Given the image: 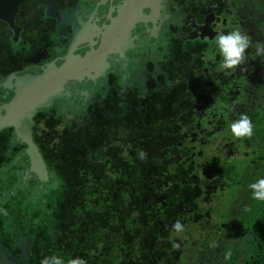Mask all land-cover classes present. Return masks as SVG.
<instances>
[{"label":"flooded vegetation","instance_id":"obj_1","mask_svg":"<svg viewBox=\"0 0 264 264\" xmlns=\"http://www.w3.org/2000/svg\"><path fill=\"white\" fill-rule=\"evenodd\" d=\"M237 29L252 45L225 70L215 38ZM257 45L258 0H20L0 17V264H217L261 180ZM243 114L251 139L231 132Z\"/></svg>","mask_w":264,"mask_h":264},{"label":"trees","instance_id":"obj_2","mask_svg":"<svg viewBox=\"0 0 264 264\" xmlns=\"http://www.w3.org/2000/svg\"><path fill=\"white\" fill-rule=\"evenodd\" d=\"M256 135L262 147L258 160H264V120ZM258 171L264 179V162ZM221 249L223 257L217 264H264V201L254 199L252 189L238 207L232 239Z\"/></svg>","mask_w":264,"mask_h":264},{"label":"clouds","instance_id":"obj_3","mask_svg":"<svg viewBox=\"0 0 264 264\" xmlns=\"http://www.w3.org/2000/svg\"><path fill=\"white\" fill-rule=\"evenodd\" d=\"M215 45L222 57L220 67L225 70H235L246 63V53L248 48L252 45V40L247 34L237 29L228 34L217 35L215 38ZM256 55L264 57V46L257 45ZM253 129V122L246 114L241 115L237 121L231 124V132L236 138L247 137L251 139L253 136ZM138 155L141 160L147 158V153L143 150H139ZM250 188L253 190L254 199L264 201V179L251 184ZM174 228L177 232L183 231V225L179 221L176 222ZM174 247L179 246L174 245ZM41 264H64V261L61 257L53 255L51 257H45L41 261ZM68 264H87V261L78 257L69 260Z\"/></svg>","mask_w":264,"mask_h":264},{"label":"water","instance_id":"obj_4","mask_svg":"<svg viewBox=\"0 0 264 264\" xmlns=\"http://www.w3.org/2000/svg\"><path fill=\"white\" fill-rule=\"evenodd\" d=\"M20 0H0V17L11 16Z\"/></svg>","mask_w":264,"mask_h":264}]
</instances>
